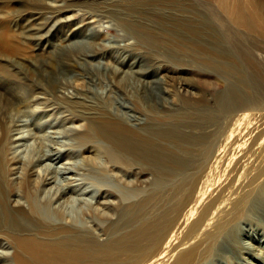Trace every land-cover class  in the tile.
<instances>
[{"label": "bare ground", "instance_id": "1", "mask_svg": "<svg viewBox=\"0 0 264 264\" xmlns=\"http://www.w3.org/2000/svg\"><path fill=\"white\" fill-rule=\"evenodd\" d=\"M24 1L39 11V32L55 26L66 13L48 7L46 0ZM101 1L98 9L85 6L79 25L90 30L95 27L99 33L106 28V20L121 34L118 44L95 52L99 60L117 56L121 61L119 74L110 77L114 84L108 86L109 93H118L123 101L133 97L134 111L147 116L140 115V125L130 124L115 113L110 117L109 97L102 101L105 107L95 109L84 107L81 100L63 101L66 116L60 127L66 130L78 123L83 131L65 136L72 143L70 149L66 145L65 150L60 146L49 152L66 163L77 154L81 164L65 180L68 188H73L68 179L82 177L83 187L101 189L97 199L116 203L111 208L88 203L87 213L79 210L82 215L77 216L78 221L71 217L69 206L74 200L88 201L79 200L77 194L82 190L56 197L58 192L53 189L63 164L49 171L46 161L51 158L40 149L42 130L31 122L28 128H33L35 136L14 139L12 128L24 132L25 128L16 126L23 115L2 120L14 107L30 109L41 104L36 97L41 89L32 84V77L18 76V65L10 69L11 61L0 58V264H264V143H259L264 127L251 140V146L258 148L257 157L245 169L253 173L248 178V191L236 197L234 192L221 194L243 165L241 159L233 160L242 151L244 138L264 115V87L256 82L264 74V0ZM55 32L58 30L54 31L58 36ZM14 37L0 41V46L12 48ZM129 40L132 46L121 45ZM169 68L191 76L198 85L194 91L209 89L211 84L225 87L216 91L210 110L200 109L201 105H192L185 97L179 99L177 89L186 93L188 80L180 78L172 84L175 79L167 75ZM43 73L51 76L50 71ZM161 73L163 82L158 77ZM128 76L137 83L131 92L134 96L128 95L125 82L116 84L122 82L119 77ZM19 88L23 92L18 95L15 90ZM43 106L45 109L47 104ZM140 165L146 168L139 170L141 175L151 170L160 174L153 177L149 195L142 196L138 188L129 186L131 182H121L124 172ZM224 172L228 174L219 187L215 183ZM41 174L52 181L45 183ZM113 214L119 216L120 223L108 230L115 231L103 233V241L100 235L94 236L95 231L77 225ZM237 223L247 228L249 245L236 241Z\"/></svg>", "mask_w": 264, "mask_h": 264}, {"label": "rangeland", "instance_id": "2", "mask_svg": "<svg viewBox=\"0 0 264 264\" xmlns=\"http://www.w3.org/2000/svg\"><path fill=\"white\" fill-rule=\"evenodd\" d=\"M45 4L51 8H61V10H60L61 14H64L65 12L66 13L64 14L63 17H60L56 20L55 26H53L51 28L42 29L39 32L38 28L40 25L38 22L36 23V18H37L36 15L39 14V11L37 8H35V6L33 4H32L33 6L29 5L27 3L25 4L24 0H0V15H1L0 16V41L9 40L11 35L15 36L14 37L15 41H13L14 43H13L12 48L9 47L7 49L6 48L3 49L0 46V58L3 60H10L11 61V63L8 64L10 66L7 65L10 69H12L13 67H14V69H16L17 65H18L19 69L17 68L16 70L18 71V74H19L18 76L21 79L24 77L25 78H31L32 77L33 78L32 84L35 85V87H37L38 89L39 88L41 89L39 94L36 95V97L39 98V100H42L41 104H35L32 107H30V109L24 107V105H19L18 107H14V111L9 112L7 116L3 115L2 120L5 122H8V121L12 120V117L15 118L17 114L23 115L21 117V119L16 123V126H17V128L18 127L19 128H25L24 130H21L22 132L23 131L24 132L22 134H21V132L17 133L12 128L11 135L13 134L12 136L14 137V139L23 138L24 140H28L27 137H32V136L34 137L35 136V135H33V133L35 132V131L33 132V128L29 129L28 126L31 122L37 123L36 127H38L39 130H42L41 132L43 133V134L40 133V136L44 135V138H43V140H41V143H40V149L42 151L44 149L43 152L47 153L46 156L51 158V160L46 161V162H49V163H47L50 166L49 171H53V170H55V168H57L63 164L60 167V168H62V170L59 171L57 178H56V187L54 186V189H53V190L58 192L57 193L58 195L56 194L57 195L56 197L62 196V194H66V193L77 194V192H75V190L76 191L82 190L79 192V194H77V195H80L78 197L79 200L88 201V202H85V203H87V204H85V203H81V201L74 200L73 201L74 204L72 206L68 205L70 208L69 209L67 207V209H69V212H70L69 214L71 215V217L74 220L78 221L79 220V218H78L79 214H81L82 212L87 213L86 210L89 209V207H87L88 203L92 204L91 206H93V207L101 205V203H102V207L107 206L108 208H111V207H114L116 200L112 202L111 201L112 199H108V198L105 199L106 201H104V200L101 201L100 199H97L100 196L101 189H96L93 187H91V188L90 187L89 188L83 187V185L80 181V179L82 177L74 176V177L70 178V180L68 179V181H70L72 183L71 186H73V188H72L73 190L71 188H68L65 185L66 184L65 180H67V178L71 177L72 173L74 172V170H76V168L78 166H80L81 162L77 158L76 153L74 154V156L76 158L73 157L74 158L73 161L67 162V163L65 160H62L60 158H59L60 160H56V158H58V157L55 156L53 153L56 152L57 151L56 148H58L60 146H61L62 150H65L66 145H68V147L70 149V144H72V143L70 141H67V139H68L67 137L69 135H74V133L83 131V129L79 126L78 123H76L77 125H75V126H73V125L69 126L68 125L69 127H66L67 129L69 128V130L74 131L73 133L72 132L69 133L67 129L65 130V129H62V127H60V123L62 122V120L66 116V114L63 113V108H62V106H64L63 101L74 102V99H75V102H77V100H81L84 107L90 108L91 106H93V108L95 109L97 106L105 107V106H103L104 104L102 101H105L106 100L105 98L109 97L112 100V103H111L110 108L107 109V111H108L107 114L111 117L115 113V115H119V117L122 120H124L126 122H127V120H129L128 123H130V124H136V125L143 124V119L141 116H147V115L139 113L141 115L140 116L134 111L135 109L132 107L133 104L131 105V100H133V97H131L132 99L130 98L129 101H123V100H121L122 98L120 97V95H118V93H115V92L109 93L108 86L114 84V83H111L112 78L110 79V77H111V75H114L113 78L114 77L116 78V76L119 74L121 61L118 59L117 56H112L111 58L106 57V59H104V60H99V56H97V55L99 54L98 50L103 51L105 49L104 46H111L114 44H118L120 41V35L121 34L117 33L114 30L112 22H108V21L104 20V23H105L104 26L106 28L104 30H101L99 33L94 31V30H96L95 27L91 28L93 30H90L88 28H85V26L79 25V20L82 17L81 14L86 10V8L98 9L100 6L103 5L102 1L101 0H72V1L71 0H46ZM67 5H68V7H66ZM85 6H86V8H85ZM79 10H82V11L79 12ZM74 14H75V16H74ZM77 14H78V16H77ZM47 15L50 16V13H47ZM30 16H32V17H30ZM18 21L19 22L21 21V22L19 23ZM27 23H29V24H27ZM19 24H20V26H19ZM61 24H63V25H61ZM61 28H62V30H61ZM56 30H58V33L55 32L56 35H58V36L54 35V31H56ZM65 37H67V38H65ZM118 37H119V39H118ZM41 38L43 39L42 42H38V40ZM48 39H49V41H48ZM112 42H114V43H112ZM132 44H133L132 40L125 41L124 43L121 42V45H126V46H132ZM32 62H34V63H32ZM11 65H13V66H11ZM31 66H33V67H31ZM263 66H264V64H263ZM43 70L50 71L51 76L47 77L43 73ZM107 70H108V73H107ZM115 72L118 74H115ZM176 72L177 73L180 72L179 75H177ZM20 73H21V75H20ZM70 73H71V75H69ZM30 74H32V75L30 76ZM81 74H82V76H81ZM104 74H105V76H104ZM182 74L184 75L185 78L183 77ZM167 75L173 76V78L175 79V80L173 79L174 81L172 82V84L173 83L177 84L176 81L180 82L182 79H184L186 81L188 80V87L187 88L188 89L190 88V91H187L188 90L187 89L185 91L186 93H184L182 91V89H177L178 91L176 89L175 90L177 91V94L179 93L178 94L179 99H182L185 97L184 100L187 101L188 103H190L192 105L194 103H195V105H201L202 108H200V109L210 110L212 107L211 101H212V98L216 95V91H219L222 89V87H225V85H220V84H216V85L214 84L213 85V84H211V88H209V89L205 88L206 90L205 89H203L202 91L198 90V92H197V91L192 90L195 86L196 87L198 86L195 84V81L193 80V78L189 75L182 73V71L180 69H177V70L175 69V71H174L173 69L169 68L167 70ZM81 77H83V78H81ZM158 77L161 80L163 79L162 82L165 81L163 73H161ZM180 78H182V79H180ZM119 79H121L120 81H122V82H119V83L116 82V84H120V83L125 82V84L128 85V88H127L128 95L130 96V94H131L132 96H134L131 93V92H134L135 88L137 87V83L135 82L136 83V85H135V83L133 81L134 78L128 76V77H124L123 79L121 77H119ZM106 81L108 82L107 83L108 85L106 84ZM16 82H18V81H16ZM256 82H257V84H261L262 87H264L263 86L264 85V74H263L262 78H258L256 80ZM38 85H40V86H38ZM96 85L99 88L96 87ZM106 85H107V87H106ZM101 86L104 88H102ZM2 87H3V85L0 86V88H2ZM86 89H89V90L87 91ZM104 90H106V91H104ZM90 91H91V93H90ZM15 92H17L19 95L20 93L23 92V89L22 88L16 89ZM91 94H93V95H91ZM99 94H103V96H105V97H103L102 95L99 96ZM109 94H111L112 97ZM42 95L44 96V98ZM46 95L47 96L49 95V96L47 97ZM101 96H102V98H101ZM198 97H200V99ZM48 98H50V99H48ZM114 100H116V101H114ZM45 103L47 104V106L48 105L49 106L48 107L46 106L44 109L43 105H45ZM100 104H102V106ZM122 106H126V108H124ZM93 108L91 107V109H93ZM122 111L123 112L125 111L124 114L127 112L125 114L127 117L123 114ZM48 112L49 113L52 112V113L49 114ZM215 115H217V112H215ZM138 116H140V117H138ZM130 121L133 123H131ZM258 121H260V123L257 122L256 128H254L251 131L252 134L251 133L248 134L247 137L245 136L246 138H244V140H243V144H244L243 147L245 149L242 147L243 148V149L241 148L242 151L235 156L236 158L234 157L235 159L233 161H238L241 159L243 161V165L240 167L239 170L237 169L236 173L238 175L236 173L234 174V177L232 178V180L227 184L228 186H225L222 188L223 189V191L221 190V194L223 193L222 195L226 194L224 192H228V193L234 192L233 197H236L237 193L243 194V193L247 192L249 189L250 184H248V178H250L253 173L250 171H245V169H248L251 162L257 157V149L256 148H258V147L255 148L253 145H252L253 146L252 147L251 146V144H252L251 140L253 137L256 136L258 130L262 129L264 127V115ZM41 125H43L42 129L40 128ZM58 127H59V129H58ZM27 131H30V132L28 133ZM45 133H46V135H45ZM65 136H67V137H65ZM50 139L54 140L55 142L51 143ZM30 141H28L26 143L32 144V142H30ZM32 141H35L36 143L38 142L35 139H33ZM42 141H44V142L42 143ZM260 142L264 143V133L262 134V137H261V140L259 141V143ZM62 146H64V147H62ZM54 149L56 151H54ZM22 150H23V147L19 148L18 153H20ZM49 151H51V152L54 151V152L51 153ZM240 154H242V155L240 156ZM107 168H109V166ZM142 168L146 169L144 166L140 165L138 168L134 167V168L130 169L129 171L124 172L123 173L124 174L123 179H121L123 177V174H120V176L118 174V176L120 177L121 182H124V183L125 182L126 183L131 182L129 184V186L132 188H134V187L138 188V190H140L143 193L142 196H144L145 194L146 195L151 194L149 191H151V189L153 188V186H151V182L153 180V177L156 175L159 176L160 174H158L156 172V170H151L150 174H147L144 176V175H141L140 171H139ZM241 169H243L244 171L240 172ZM82 172H83L82 170L79 171V173H82ZM228 172H224L223 176L220 179H218L220 181L217 180V183H215V184L219 183L218 186L220 187L222 185V181L225 179ZM240 175H241V177H240ZM247 175L249 177H247ZM40 177L45 180V183L52 181V179L50 181H48L49 176L46 177L45 175L43 176L41 174ZM241 178H245L243 180V182H241ZM246 182H247V184H246ZM241 183H243V184H241ZM218 186L216 185L215 187L218 188ZM233 186H234V188H236L235 190H234ZM188 188H189V185H187L185 187V189H188ZM232 188H233V190H232ZM65 189H67V190H65ZM237 189H239L240 191ZM185 192H183V194H186ZM183 194H182V196H184ZM236 199L237 198H235V200ZM95 200H96V202H95ZM61 201L62 200H60L59 203H56V205H55L56 208H58L61 205ZM111 203L112 204L114 203V204L112 205ZM153 204H154V201H152L150 206ZM84 206H86V208ZM79 210H83V211L81 212ZM151 210L152 209H150L149 212ZM65 212L68 213V210H66ZM103 218H105V219H103ZM103 218L98 219L97 222L95 219H93V220L90 219L89 222H87L84 225H81L80 222L77 225L81 228L82 227L86 228L87 231H89L91 233L95 231V233H93V234H95L94 236L98 237L100 235L99 236L101 239L100 241H103L106 238V235H103V233L115 231V230H113V231H108V230H109V228H112V226H114V225L116 226V224L120 223L119 216L115 215V214H113L111 216L106 215V216H103ZM96 223H98V224H96ZM101 224H103V225H101ZM239 224H240V226H239ZM239 224L237 223L235 225V228L237 230V237H236L237 240L236 241L241 246L249 245V241L247 238L249 235V232H248V230L244 224H242V223H239ZM97 225H98V227H97ZM89 228H92V229H89ZM96 229H98V231ZM238 236H240V238ZM1 252L2 251L0 250V254H1Z\"/></svg>", "mask_w": 264, "mask_h": 264}]
</instances>
